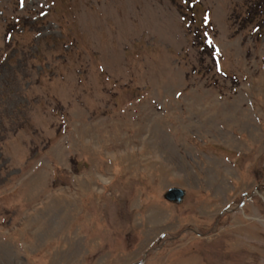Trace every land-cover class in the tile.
Listing matches in <instances>:
<instances>
[{"label":"rangeland","instance_id":"1","mask_svg":"<svg viewBox=\"0 0 264 264\" xmlns=\"http://www.w3.org/2000/svg\"><path fill=\"white\" fill-rule=\"evenodd\" d=\"M253 1L0 0V264H264Z\"/></svg>","mask_w":264,"mask_h":264},{"label":"trees","instance_id":"2","mask_svg":"<svg viewBox=\"0 0 264 264\" xmlns=\"http://www.w3.org/2000/svg\"><path fill=\"white\" fill-rule=\"evenodd\" d=\"M257 14H258V17H264V0H254L252 2L251 9L247 10L248 17L246 19H244L243 22L244 23L249 22ZM206 47H207V49H209L208 46H206Z\"/></svg>","mask_w":264,"mask_h":264},{"label":"water","instance_id":"3","mask_svg":"<svg viewBox=\"0 0 264 264\" xmlns=\"http://www.w3.org/2000/svg\"><path fill=\"white\" fill-rule=\"evenodd\" d=\"M184 196V192L180 189L173 188L167 191L165 197L171 202H179Z\"/></svg>","mask_w":264,"mask_h":264}]
</instances>
